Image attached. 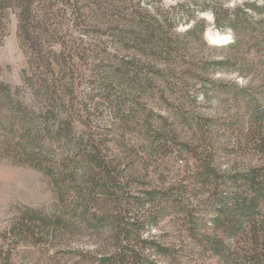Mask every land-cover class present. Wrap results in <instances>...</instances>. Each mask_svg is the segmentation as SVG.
<instances>
[{
	"label": "trees",
	"instance_id": "obj_1",
	"mask_svg": "<svg viewBox=\"0 0 264 264\" xmlns=\"http://www.w3.org/2000/svg\"><path fill=\"white\" fill-rule=\"evenodd\" d=\"M146 1L0 0V26L4 25L8 10L13 8L19 21V35L35 56L33 64L49 70L56 62L63 74L70 65L67 56L59 53L54 60H45L39 44L41 39H54L65 46L69 41L78 43V47L73 48L74 53L79 51L80 58L88 65L90 52L94 53L97 48H92L93 43L88 42H102L106 38L145 50L159 37L163 26L172 28L180 22L190 23L185 32L193 36L199 30L203 33L209 24L199 14L185 12L184 4L170 6V14L165 15L160 6L148 5ZM197 1L198 11L212 13L215 27L232 30L233 36L227 45L258 46L264 41V0L233 7L222 0ZM179 9L185 10L183 16L176 11ZM257 14L260 18L255 17ZM159 41L168 45V37L164 35ZM104 50L109 52L107 47L102 52ZM122 60L123 71L118 74L123 77L130 76V64L139 68L130 59ZM145 83L150 85L151 80ZM112 87V83L105 84L108 95ZM41 88L42 91H35L33 99L39 102L42 97L45 104L36 112L13 96L9 84L0 83V138L11 147L13 137H19L18 152L16 147L11 148L9 155L49 177L65 206L53 219L40 215L35 209H27L7 224L4 228L7 240L5 245H0V264H11L19 246L37 245L52 230L56 234L61 229L70 231L83 225L98 229L109 222L112 248L101 252L77 250L76 264H264V96L255 98L248 93L250 87L240 88L233 96L241 101V108L245 107L240 115L242 119L221 122L227 129L233 125L245 129L243 115L246 112L250 115L251 128L245 135L252 136L262 155L259 163L230 166L227 161V165L222 164L218 155L225 152L229 156L236 147L212 140L209 129L215 119L197 118L192 143L180 141L185 150L180 149L179 155H183L182 152L187 155L184 178L171 186L135 188L133 168H125L116 156H109L107 134L94 124L88 104L75 102L74 88L57 79L52 83L43 82ZM228 89L221 87L217 92L229 93ZM119 93L116 98L110 97L112 94L107 96L108 104L115 110L116 123L128 128L132 122L140 121L138 117L145 109L141 108L138 97ZM67 98L68 102H64ZM127 102L131 104L127 106L128 111ZM148 115L138 124L150 137ZM39 116L47 122L50 140L63 142L67 154L62 158L35 149L43 139L35 124ZM74 119L84 124L81 134L75 130ZM4 121L7 124L3 129L1 122ZM51 121L57 123L56 128L52 129ZM155 133L153 137H159L158 132ZM131 149L135 150L136 146ZM101 199L117 205L110 217L94 209V203ZM201 205L210 215L208 218L198 213ZM134 207L144 209V215L132 213ZM172 211L184 213L187 220L178 242L161 243L153 235L142 237L141 230L158 226L162 217ZM157 255L164 260H156Z\"/></svg>",
	"mask_w": 264,
	"mask_h": 264
},
{
	"label": "rangeland",
	"instance_id": "obj_2",
	"mask_svg": "<svg viewBox=\"0 0 264 264\" xmlns=\"http://www.w3.org/2000/svg\"><path fill=\"white\" fill-rule=\"evenodd\" d=\"M196 1L146 2L148 5L160 6L165 15L170 14L168 9L172 5H186V11H176L180 16H183L185 11L189 14L195 12L200 18H205L209 24L203 33L199 30L193 36L187 35L185 31L191 24L180 22L172 28L163 26L157 41L145 50L133 44L127 47L106 38L102 42H88L89 45L93 43L92 48L97 47L94 53L90 52L88 65L80 58L82 54L79 51L74 53L73 48L78 47V43L69 41L65 46L54 39H41L39 44L45 60H54L59 53L67 56L70 69L63 74L60 73L56 62L49 70L33 64L35 56L21 39L18 17L11 8L3 20L4 25L0 26V83L9 84L14 91L13 96L29 105L31 109L34 108L36 112H40L39 108L45 104L41 101L42 97L39 102L33 99L35 91H42L43 82L52 83L57 79L60 83L69 84L74 88L75 102L88 104L94 124L107 134L109 156H116L123 167L133 168L131 172L135 173V188L171 186L184 178L187 155L184 152L179 155L180 149L185 150L180 141L192 143L193 132L198 125L197 118L215 119L216 122H213L209 129L212 140L218 144L236 147L237 150L229 156L225 152L218 155V161L222 164L227 165V161L230 166L259 163L262 155L258 153L252 136L245 135L250 132V115L247 112L243 115L246 121L245 129L239 125L227 129L221 122L226 119H242L240 115L245 111V107L241 108V101H237L233 96L240 88L250 87L248 93L255 95V98L264 96V41L261 40L258 46L227 45L232 39V30H220L215 27L212 13L198 11ZM222 1L233 7L252 0ZM255 17L260 18V15ZM209 32L226 34V38L213 39ZM163 35L168 37V45L159 41ZM106 47L109 52H102ZM123 58L130 59L139 66L134 68L130 64L129 77L118 74L123 71ZM147 79L151 80L150 85L145 83ZM106 83H112V95L109 93L112 98H116L119 92L139 98L141 108L145 110L141 111L138 119L141 121L149 113L150 137L146 136L143 126L138 124L140 121L132 122L128 128L116 123L118 119L115 110L108 104V89L104 90ZM221 87L230 88L229 93H218ZM17 88L19 90H16ZM67 100L68 98L64 102H68ZM130 105L127 102L126 111ZM63 113L61 116H64ZM37 120L36 128L40 130L43 139L35 149L57 159L65 156L67 153L63 142L51 141L46 129L47 122L40 116ZM73 122L77 134H81L85 128L84 124L78 119ZM1 124L4 129L7 122ZM50 126L52 129L56 128L57 123L51 121ZM155 132H158L159 137H153ZM175 134L177 136L174 137ZM12 140L13 144L9 147L4 138H0V245H5L7 240L4 237L5 226L27 209H35L40 215L53 219L62 213L65 206L49 177L9 155L11 148L16 147L18 152L19 137L16 135ZM132 146H136V149L132 150ZM203 198L205 199V196ZM93 206L99 214L110 217L117 205L101 199ZM203 208L202 205L199 206L198 213L208 218L210 215ZM138 212L139 215H144L145 210H139L138 207L132 209V213ZM186 223L184 213L172 211L162 217L158 226L141 230L142 237L153 235L161 243L173 244L178 242ZM111 228L109 222L98 229L83 225L70 231L61 229L56 234L52 230L51 234L37 245L19 246L11 264H76L77 250L101 252L112 248ZM140 244L143 245L142 242ZM155 258L158 261L164 260L159 255Z\"/></svg>",
	"mask_w": 264,
	"mask_h": 264
},
{
	"label": "bare ground",
	"instance_id": "obj_3",
	"mask_svg": "<svg viewBox=\"0 0 264 264\" xmlns=\"http://www.w3.org/2000/svg\"><path fill=\"white\" fill-rule=\"evenodd\" d=\"M209 35H210V37H212L213 39H214L215 37H219V40L226 38V35H225V34H222V33L214 34V32H213V33L209 32Z\"/></svg>",
	"mask_w": 264,
	"mask_h": 264
},
{
	"label": "water",
	"instance_id": "obj_4",
	"mask_svg": "<svg viewBox=\"0 0 264 264\" xmlns=\"http://www.w3.org/2000/svg\"><path fill=\"white\" fill-rule=\"evenodd\" d=\"M217 42H219V41H217ZM220 42H222V41H220Z\"/></svg>",
	"mask_w": 264,
	"mask_h": 264
}]
</instances>
